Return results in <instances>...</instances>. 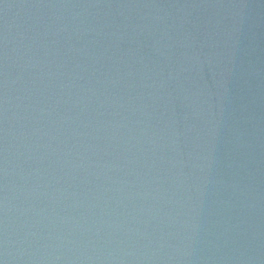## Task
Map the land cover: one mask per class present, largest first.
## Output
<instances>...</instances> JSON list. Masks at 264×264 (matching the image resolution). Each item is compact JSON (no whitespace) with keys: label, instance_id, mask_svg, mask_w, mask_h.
<instances>
[{"label":"water","instance_id":"95a60500","mask_svg":"<svg viewBox=\"0 0 264 264\" xmlns=\"http://www.w3.org/2000/svg\"><path fill=\"white\" fill-rule=\"evenodd\" d=\"M0 264H264V0H0Z\"/></svg>","mask_w":264,"mask_h":264}]
</instances>
